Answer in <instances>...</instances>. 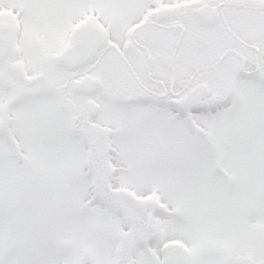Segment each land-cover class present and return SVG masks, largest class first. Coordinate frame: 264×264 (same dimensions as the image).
<instances>
[{
	"label": "snow or ice",
	"instance_id": "obj_1",
	"mask_svg": "<svg viewBox=\"0 0 264 264\" xmlns=\"http://www.w3.org/2000/svg\"><path fill=\"white\" fill-rule=\"evenodd\" d=\"M0 264H264V0H0Z\"/></svg>",
	"mask_w": 264,
	"mask_h": 264
}]
</instances>
